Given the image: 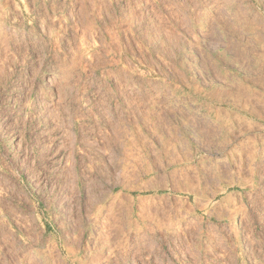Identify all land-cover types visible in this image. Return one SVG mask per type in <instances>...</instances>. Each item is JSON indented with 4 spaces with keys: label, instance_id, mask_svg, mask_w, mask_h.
<instances>
[{
    "label": "rangeland",
    "instance_id": "1",
    "mask_svg": "<svg viewBox=\"0 0 264 264\" xmlns=\"http://www.w3.org/2000/svg\"><path fill=\"white\" fill-rule=\"evenodd\" d=\"M0 264H264V0H0Z\"/></svg>",
    "mask_w": 264,
    "mask_h": 264
}]
</instances>
